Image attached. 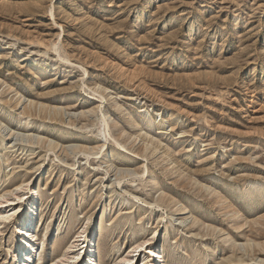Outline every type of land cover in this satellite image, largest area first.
<instances>
[{"label":"rangeland","instance_id":"obj_1","mask_svg":"<svg viewBox=\"0 0 264 264\" xmlns=\"http://www.w3.org/2000/svg\"><path fill=\"white\" fill-rule=\"evenodd\" d=\"M21 183L30 264L85 222L98 264H264V0H0V212Z\"/></svg>","mask_w":264,"mask_h":264},{"label":"bare ground","instance_id":"obj_2","mask_svg":"<svg viewBox=\"0 0 264 264\" xmlns=\"http://www.w3.org/2000/svg\"><path fill=\"white\" fill-rule=\"evenodd\" d=\"M115 66L121 68L119 64ZM148 142L152 143L153 146H159V142L152 138L148 139ZM21 189L22 192L15 194L13 199L17 201L18 205L11 206L3 213L0 212V219L3 221L16 217L15 232L18 237L9 254L11 264H30L39 247L33 239L37 191L34 186L30 187L28 183L17 185L13 191ZM8 200L6 195H0V205L4 202L7 206L12 205V203H8ZM14 203L16 204V202ZM95 237V223H90L88 226V222H85L60 258L51 264H98ZM155 238L156 231H152L148 238L134 241L127 254L118 258L113 264H133L135 261L137 264H163V255L160 247L155 243Z\"/></svg>","mask_w":264,"mask_h":264}]
</instances>
